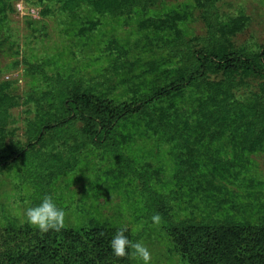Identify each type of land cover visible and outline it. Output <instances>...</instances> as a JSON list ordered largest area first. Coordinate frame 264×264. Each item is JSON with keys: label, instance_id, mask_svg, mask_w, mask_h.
Wrapping results in <instances>:
<instances>
[{"label": "rangeland", "instance_id": "obj_1", "mask_svg": "<svg viewBox=\"0 0 264 264\" xmlns=\"http://www.w3.org/2000/svg\"><path fill=\"white\" fill-rule=\"evenodd\" d=\"M97 1L3 3L0 82L10 83L15 104L6 109L0 141L17 152L0 156V231L26 223L25 210L50 196L65 212L64 226L51 235L100 228L110 242L125 229L148 249L150 264H190L173 248L175 228L185 239V232L202 233L212 221L264 205V143L247 149L243 117L233 118L255 104L261 79L250 73L229 90L227 104L201 107L196 85L174 80L176 61L191 51L183 41L222 34L210 33V17L223 25L245 17L243 30L224 36L235 51H263L264 0L206 7L200 0H121L102 11ZM164 17L171 21L158 29L150 22ZM170 22L180 34L171 44ZM149 91L152 100L143 104ZM82 92L102 109L133 106L114 114L109 133L96 139L74 116L71 97ZM156 213L159 225L151 221ZM129 250L130 263L142 264Z\"/></svg>", "mask_w": 264, "mask_h": 264}, {"label": "trees", "instance_id": "obj_2", "mask_svg": "<svg viewBox=\"0 0 264 264\" xmlns=\"http://www.w3.org/2000/svg\"><path fill=\"white\" fill-rule=\"evenodd\" d=\"M5 1L0 0V13L5 12ZM210 1L212 0H200L198 3H204L203 6L206 7ZM95 6L97 11L112 10L121 6V0H98ZM169 21V17L150 20L157 29ZM170 24L173 36L169 44L176 43L180 37L173 27L174 24ZM207 25L210 33L219 31L222 34L214 35L212 40L196 38L194 45H191V40L183 41L184 45L190 46L191 51L186 57L182 55L176 61L177 75L174 80L196 85L201 95L198 104L203 107L209 104H227L229 90L245 85L246 78L250 80V73L261 79L256 84L255 104L233 111L234 119L243 117L240 121L243 127L241 132L247 149L260 147L264 143V50L260 53H257L256 48L253 51L245 48L235 51L234 44L224 36L228 32L243 30L245 17L235 16L225 25L216 17H210ZM179 53L178 51L177 54ZM9 87V82H0V90L5 88L4 94L0 95V128L5 123L8 108L15 104L8 97ZM157 94L153 93L155 97ZM71 98L73 110L76 112L74 116L84 125L86 131L92 129L89 135L96 136V139L109 133L108 125L113 123L114 114L122 116L128 111L127 108L133 106L131 102L113 108L106 105L102 109L96 102H91L90 95L87 97L84 92L76 93ZM141 99L145 102L143 104L148 99L152 100L151 91L142 95ZM142 107L145 112H150L144 105ZM226 120L229 122L230 117ZM16 152L17 146L6 147L0 141L2 158L13 159ZM245 206L254 205L248 203ZM245 209L244 213L248 214L249 211L245 212ZM247 214L239 218L229 215L220 221H212L205 227L201 226L204 231L202 233L190 235L185 232V239L180 228H175L170 235L173 248L182 253L190 264H264V205H259L252 215L246 216ZM107 236L106 231L100 228H92L80 234L71 231L68 234L55 232L51 235L49 231L41 233L37 229L31 230L24 223L0 231V264H131L127 256L115 257L112 254ZM127 251L129 253L130 250Z\"/></svg>", "mask_w": 264, "mask_h": 264}, {"label": "clouds", "instance_id": "obj_3", "mask_svg": "<svg viewBox=\"0 0 264 264\" xmlns=\"http://www.w3.org/2000/svg\"><path fill=\"white\" fill-rule=\"evenodd\" d=\"M26 223L37 229L41 233L49 230L59 231L64 226L65 212L57 207L50 196H45L39 204L28 207L24 212ZM154 225H159L161 216L159 213L151 216ZM109 246L115 257H126L128 249L133 250V255L138 257L142 264H150L151 257L148 249L143 243H132L125 235V229H118L112 236Z\"/></svg>", "mask_w": 264, "mask_h": 264}]
</instances>
